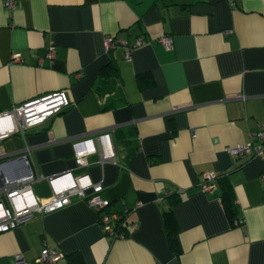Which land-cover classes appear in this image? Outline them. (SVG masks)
Wrapping results in <instances>:
<instances>
[{"label":"crops","instance_id":"0c3cea01","mask_svg":"<svg viewBox=\"0 0 264 264\" xmlns=\"http://www.w3.org/2000/svg\"><path fill=\"white\" fill-rule=\"evenodd\" d=\"M106 35L123 44L106 52ZM138 38L145 42L133 46ZM109 61L118 81L100 94ZM57 91L70 105L0 140V151L29 149L40 203L51 198L48 177L88 175L112 211L127 210V232L112 239L98 213L73 199L1 232L0 264L15 255L47 264L35 262L45 246L63 254L54 264L74 252L82 264H264V148L262 157L227 152L264 132V0H16L12 9L0 0V113ZM100 132L110 133L114 157L100 163L91 153L79 165L73 142L92 138L101 150ZM206 172L223 175L208 192ZM169 207L178 251L163 224Z\"/></svg>","mask_w":264,"mask_h":264},{"label":"built area","instance_id":"2783aa9c","mask_svg":"<svg viewBox=\"0 0 264 264\" xmlns=\"http://www.w3.org/2000/svg\"><path fill=\"white\" fill-rule=\"evenodd\" d=\"M16 0H3L7 9H12ZM232 4L234 0H227ZM145 41L136 39L133 46H139ZM159 42L170 49L172 40L169 35H164ZM117 44H123V40L118 37L106 35L103 38V48L107 52ZM125 47L124 57L130 58L132 47ZM55 55V45L51 44L45 56L52 59ZM13 61H20L18 53L12 55ZM70 105V101L63 91L48 93L40 97L31 99L11 110L0 113V140L6 138L11 133L21 131L38 124L49 116L60 112ZM256 141L244 143L233 147H227V152L233 159L243 157H262L264 148V132L255 133ZM95 139L100 142L101 150H98L92 138H82L73 142L74 158L79 165H85V157L91 153L98 154V161L104 163L114 157V149L109 132L97 133ZM22 155L3 153L0 151V233L17 227L18 225L31 219L35 213H48L68 205L73 199H81L98 213L99 225L102 232L112 239L124 237V233L119 230V214L109 211L110 202L100 196L103 187L100 183H93L86 174L73 176L70 172L55 177H48L51 186V198L40 203L35 197L32 184L42 179L35 173L31 163V155L26 147ZM19 160L15 167L8 170L4 165L10 161ZM264 160V159H263ZM264 177V171L263 175ZM217 175L213 173H203L200 187L204 192L213 190L216 187ZM87 191H90L87 193ZM126 210V209H125ZM124 211V213H126ZM63 256L52 247H43L35 259L37 263L54 264ZM14 264H27L21 255H15Z\"/></svg>","mask_w":264,"mask_h":264},{"label":"trees","instance_id":"16d2710c","mask_svg":"<svg viewBox=\"0 0 264 264\" xmlns=\"http://www.w3.org/2000/svg\"><path fill=\"white\" fill-rule=\"evenodd\" d=\"M145 74H139L137 79L139 82H143ZM118 81L117 77V68L112 62H108L107 64L103 65L100 74L95 82V88L98 89L100 94H103V90L101 89L100 85H104V89L107 90V86L110 84L111 86ZM221 176H217L216 182L220 180ZM222 202L224 204L227 216L229 221L234 224L235 222H239L236 214V210H234V203L233 200L229 197V193L226 189H223L222 192ZM110 206V205H109ZM111 209L109 208V211ZM112 211V210H111ZM120 216L119 218V230L124 234L127 232V213L123 211L117 212ZM163 224L165 228V232L167 234V238L169 240L170 246L174 251H178V232L179 228L176 222V219L173 215L171 208L169 207L163 213ZM68 264H82L80 261V257L76 252L68 254Z\"/></svg>","mask_w":264,"mask_h":264},{"label":"water","instance_id":"95a60500","mask_svg":"<svg viewBox=\"0 0 264 264\" xmlns=\"http://www.w3.org/2000/svg\"><path fill=\"white\" fill-rule=\"evenodd\" d=\"M19 160H15V161H10V162H8V163H6L5 165H4V168L6 169V170H8L9 168H11V167H15L16 165H17V162H18Z\"/></svg>","mask_w":264,"mask_h":264}]
</instances>
